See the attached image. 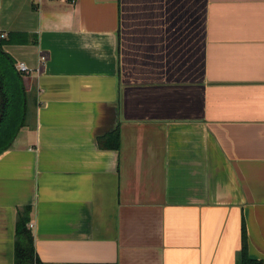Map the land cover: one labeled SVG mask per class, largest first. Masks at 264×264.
Wrapping results in <instances>:
<instances>
[{"label": "crops", "instance_id": "obj_1", "mask_svg": "<svg viewBox=\"0 0 264 264\" xmlns=\"http://www.w3.org/2000/svg\"><path fill=\"white\" fill-rule=\"evenodd\" d=\"M11 32L0 264L23 207L45 264H239L244 226L264 261V0H0Z\"/></svg>", "mask_w": 264, "mask_h": 264}, {"label": "trees", "instance_id": "obj_2", "mask_svg": "<svg viewBox=\"0 0 264 264\" xmlns=\"http://www.w3.org/2000/svg\"><path fill=\"white\" fill-rule=\"evenodd\" d=\"M24 35L11 32L6 38H0V154L12 147L21 129L30 124L32 106L39 105L33 89H29L28 74L19 70L17 61L5 48L7 44L25 42L20 41ZM101 145L106 144L101 140ZM107 145L118 148V137L113 144ZM30 212V207H23L18 212L14 264H45L35 248L34 235L29 227ZM239 264H264L263 260L249 256L245 226Z\"/></svg>", "mask_w": 264, "mask_h": 264}, {"label": "built area", "instance_id": "obj_3", "mask_svg": "<svg viewBox=\"0 0 264 264\" xmlns=\"http://www.w3.org/2000/svg\"><path fill=\"white\" fill-rule=\"evenodd\" d=\"M45 60H46V58L43 57V58H42V62L44 63ZM17 67L19 68V70H21V71H23V72H25V73H27V74H30V69H29L24 63H20V64H18Z\"/></svg>", "mask_w": 264, "mask_h": 264}]
</instances>
